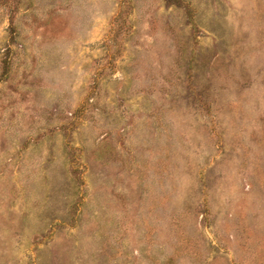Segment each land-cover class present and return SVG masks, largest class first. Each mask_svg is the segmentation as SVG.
Wrapping results in <instances>:
<instances>
[{"label":"rangeland","instance_id":"rangeland-1","mask_svg":"<svg viewBox=\"0 0 264 264\" xmlns=\"http://www.w3.org/2000/svg\"><path fill=\"white\" fill-rule=\"evenodd\" d=\"M0 264H264V0H0Z\"/></svg>","mask_w":264,"mask_h":264}]
</instances>
